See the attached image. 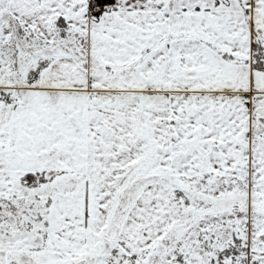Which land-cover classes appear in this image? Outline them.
Returning a JSON list of instances; mask_svg holds the SVG:
<instances>
[{
    "label": "snow or ice",
    "instance_id": "1",
    "mask_svg": "<svg viewBox=\"0 0 264 264\" xmlns=\"http://www.w3.org/2000/svg\"><path fill=\"white\" fill-rule=\"evenodd\" d=\"M0 264H264V0H0Z\"/></svg>",
    "mask_w": 264,
    "mask_h": 264
}]
</instances>
